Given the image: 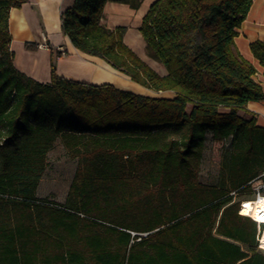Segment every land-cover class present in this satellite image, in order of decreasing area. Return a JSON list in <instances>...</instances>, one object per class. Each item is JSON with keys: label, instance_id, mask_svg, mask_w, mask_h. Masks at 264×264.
Here are the masks:
<instances>
[{"label": "trees", "instance_id": "16d2710c", "mask_svg": "<svg viewBox=\"0 0 264 264\" xmlns=\"http://www.w3.org/2000/svg\"><path fill=\"white\" fill-rule=\"evenodd\" d=\"M27 1L0 0V264H264L262 225L235 200L264 180V127L246 109L264 93L234 46L253 0L153 2L139 32L165 76L102 23L107 2L142 0L62 12L75 49L170 98L64 79L53 58L47 84L17 71L8 15ZM249 46L264 67V41ZM56 139L76 161L63 203L36 196ZM207 141L221 151L213 184L198 179Z\"/></svg>", "mask_w": 264, "mask_h": 264}, {"label": "crops", "instance_id": "0c3cea01", "mask_svg": "<svg viewBox=\"0 0 264 264\" xmlns=\"http://www.w3.org/2000/svg\"><path fill=\"white\" fill-rule=\"evenodd\" d=\"M74 0H28L20 8H11L8 15V31L11 36L9 50L13 53L14 68L39 83L50 82V61L54 59L56 75L67 80L92 85L111 84L115 88L136 95L172 97L171 92H153L129 80L111 68L103 60L75 49L60 29L62 12ZM156 0H142L138 9L107 2L102 23L108 29L125 27L124 43L160 76L166 75L163 66L146 55L145 43L139 32L142 18ZM33 25V28H32ZM234 46L238 53L255 68L253 79L264 93V67L255 60L250 43L264 41V0H253L239 28L236 29ZM57 52L62 54L56 58ZM64 53L67 55L64 56ZM246 109L256 118V125L264 127V100L250 101Z\"/></svg>", "mask_w": 264, "mask_h": 264}, {"label": "rangeland", "instance_id": "374dc122", "mask_svg": "<svg viewBox=\"0 0 264 264\" xmlns=\"http://www.w3.org/2000/svg\"><path fill=\"white\" fill-rule=\"evenodd\" d=\"M220 153L218 144H212L210 141L206 142L198 175L200 182L209 184L216 182L220 167ZM75 169L76 161L68 157L59 140L56 139L47 155L45 170L38 182L36 196L41 199L45 198L53 202L63 203ZM253 186L251 184V190L237 196L235 200L255 199L256 192ZM258 248L264 252V249L260 248L259 244Z\"/></svg>", "mask_w": 264, "mask_h": 264}, {"label": "bare ground", "instance_id": "6f19581e", "mask_svg": "<svg viewBox=\"0 0 264 264\" xmlns=\"http://www.w3.org/2000/svg\"><path fill=\"white\" fill-rule=\"evenodd\" d=\"M243 205L240 207V214L248 216L257 222L264 223V195L255 199L242 201ZM259 247L264 249V225L258 236Z\"/></svg>", "mask_w": 264, "mask_h": 264}, {"label": "built area", "instance_id": "2783aa9c", "mask_svg": "<svg viewBox=\"0 0 264 264\" xmlns=\"http://www.w3.org/2000/svg\"><path fill=\"white\" fill-rule=\"evenodd\" d=\"M251 184H253V189L254 191L256 192V198L259 197V196H263V193H264V180H261V179H255L253 180L252 182H250ZM240 207L241 205H243V202L240 201L239 203ZM240 214V210L238 212ZM248 217V216H247Z\"/></svg>", "mask_w": 264, "mask_h": 264}]
</instances>
